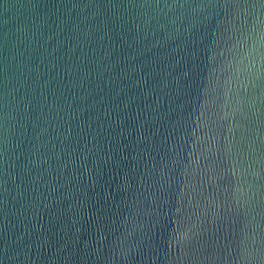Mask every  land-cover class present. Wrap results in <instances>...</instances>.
Here are the masks:
<instances>
[{"label": "water", "instance_id": "obj_1", "mask_svg": "<svg viewBox=\"0 0 264 264\" xmlns=\"http://www.w3.org/2000/svg\"><path fill=\"white\" fill-rule=\"evenodd\" d=\"M0 264H264V0H0Z\"/></svg>", "mask_w": 264, "mask_h": 264}]
</instances>
